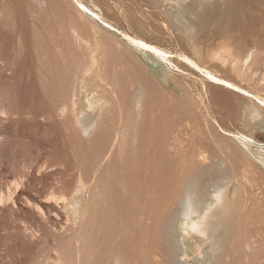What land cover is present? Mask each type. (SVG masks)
I'll return each mask as SVG.
<instances>
[{"label": "bare ground", "instance_id": "1", "mask_svg": "<svg viewBox=\"0 0 264 264\" xmlns=\"http://www.w3.org/2000/svg\"><path fill=\"white\" fill-rule=\"evenodd\" d=\"M82 1L84 0H52L51 4L58 12L62 9L68 21H74L78 18L88 19L81 5ZM173 1L179 3L177 8H180V12L188 15L187 17L182 14L189 21L181 31L192 41L195 51L194 64L198 70L204 69L209 75V80L214 82L212 87L214 86L215 90L212 91L211 87L209 91V108L214 105L215 110L228 122L229 119L238 122L245 120V128L253 131L260 141L262 138L264 140V129L262 132L258 130L261 123H264V118L258 120L261 112L254 106L256 101L242 94L244 87L238 88L236 83L233 84L223 77L224 73H227L246 83L245 79L250 80L255 71L254 67H264V0ZM36 2L41 8L48 5V0ZM136 2L130 0L131 5ZM166 2L169 0H144L147 5L145 13L170 15L171 10L165 13ZM13 9L15 10L14 7ZM136 10L138 11V7ZM152 19L150 20L153 21ZM65 20L60 30L67 44L69 41L71 44L65 46L67 49L63 48L59 41L55 45L58 51L56 65L60 72L56 83L53 84L60 87V95L58 93L55 102L52 100L55 103L54 112L48 110L43 113L49 125V128L46 126V131L56 128L57 116L67 123L66 127L68 124L71 126L74 136L79 139L89 141L96 136L99 140L96 149V141L93 142L95 152L90 154L91 158L86 157L90 158L89 163H83L81 169L79 168L78 180H75L73 185L66 180V162L60 161L57 167L52 161L39 166L37 176L58 169L59 172H54L62 174L60 185L46 198L34 196L26 191V188H23L24 180L20 178L19 181L0 183V215L12 209L23 212L24 221L32 230L35 229V232H30L26 227L27 239L41 236L47 231V227L52 230L54 237L67 239L54 250L53 255L43 260L40 257L34 264H264V231L261 228L264 225H259L257 229L252 226L255 223L257 208L264 207V196L261 195L263 191L257 194L258 192L254 191L256 189L248 190V186L254 187L256 183L244 175L243 155L233 150L231 145L227 144V148L221 144V139L233 140L236 133L232 131L230 136L223 137L224 133L219 129L221 126L209 118L210 111L207 106H202L205 101L200 103L203 109L200 108L199 113L196 111L199 115L196 121L192 120V117L179 116L178 108L174 107L172 99L161 98L155 81L143 68L129 67L133 77L124 80L126 77L120 72L119 65L109 62L106 59L108 54L105 56L98 50L100 47L97 48L95 43H91L92 40L79 32L76 27L78 23L66 24ZM72 44L80 50L78 54H73L75 50L71 48ZM50 64L52 66L53 62ZM52 68L51 70L55 67ZM10 71L11 68L9 75ZM91 76H94V79ZM90 89L96 90V96L87 101L86 109L87 104L82 105L81 97ZM231 94H237L240 98L235 100ZM3 96L0 95V123L6 124L7 121L13 120L19 111L9 107L8 98ZM6 100L8 101L5 103ZM192 125L194 130L204 131L201 138L195 136L197 138L193 139L190 134L193 131ZM43 132L42 137L45 130ZM83 143H80L81 147ZM72 144L73 147L76 146V143ZM150 147H153L152 151ZM36 168L38 170V167ZM104 168L107 172L98 175ZM62 170H65V174ZM136 171L141 173L138 177H134ZM12 188L15 189L13 193ZM260 223L264 224V219ZM192 240L194 244L191 243ZM61 242L62 240L58 243ZM125 242L127 244H123Z\"/></svg>", "mask_w": 264, "mask_h": 264}, {"label": "rangeland", "instance_id": "2", "mask_svg": "<svg viewBox=\"0 0 264 264\" xmlns=\"http://www.w3.org/2000/svg\"><path fill=\"white\" fill-rule=\"evenodd\" d=\"M51 1L52 0H48V5L46 6L47 8L46 7L41 8L40 6H38V3L36 2V0H16V1L15 0H0V36H2L0 37V40H1L0 41L1 42L0 44L1 46L0 47L1 48L0 49V67H1L0 68V95L2 96L4 95L3 97L8 98L9 101L6 100L5 103L8 101L7 104L9 105V107H13L14 109L17 108L19 111L18 112L19 114L17 115L18 118L17 116H15L13 120L11 119L7 121L6 124L0 123V130H1L0 131V179H1L0 183L2 182L7 183L12 180L19 181L18 178H20L21 180H24L23 188L24 189L26 188L25 189L26 191H28L30 194L34 196H39L41 198H46L52 191L56 189V187H58V185H60V176L62 174H58L59 169L57 168L58 170H54V171H58V172L48 171V173L47 172L45 174L42 173L41 175L37 176L38 175L37 173L40 170L39 166L42 165L44 162H48V161H52L53 163H56L55 167L58 166L57 164L60 161L66 162V164L68 165L67 169L69 170V172H67L68 170L66 169V174H65V170H62V173L65 174L67 178L66 180L71 185H73L76 182L75 180H78L81 166L87 162L89 163L91 155L95 152V149L97 147L96 143H98L97 141L99 140L96 136L92 140H89V141L88 140L83 141V139H79L78 137L74 136L75 134H74V131L71 130V126L68 124V127H66L67 123L63 122L62 119L57 116H55V118L58 120V121L56 120L57 122L56 128L54 130H49L48 132L46 131V126L47 128H49V125L48 123H46L48 122V120L46 119V115L44 116L43 113L48 110H51L54 112L53 105H55V103L53 102H55L56 98L60 95V87H58L57 84L56 86L55 84H53V83H56V79H58V75H59L58 72H60L59 68L57 67L58 51L55 48V45L58 41H59L58 43H60L63 46V48H66L68 47V44L69 45L71 44L70 41L67 44V40H65L61 32L62 30H60L62 28L60 26L64 24V20L67 18V17H64L65 12H63L62 9L59 10L58 12V9L53 7L54 5L51 4ZM107 1H108V4H107ZM133 1H137V2L136 4H132L133 5L132 6L130 4V0H87V1L84 0L82 1L81 5L84 11L86 12V15H87L86 17L88 19L78 18L74 21H68L67 20L68 18H67L65 20V23L70 22L74 25L78 23L77 24L78 26L76 25V27L78 28L79 32L82 33L90 41L92 40L91 43L93 44L95 43L94 45L97 46V48L100 47L98 48V50L102 51L105 56L108 54L106 56V59H108L109 62H115L119 65V69H121L120 72L123 73L124 78L126 77L124 80H127L133 77L128 70L129 67L136 66L139 69L140 68L141 69L143 68V70L145 69L147 74L155 81L157 85V89L159 88L157 91H158V94L162 96L161 98L166 97L167 99L169 98L172 99V102H174L173 103L174 107L178 108V110L177 109L176 110L179 113V116L183 118L192 117V120L196 121V118L199 117L197 113H199L200 108L203 109L202 106L205 107L206 105L210 111L209 118L212 121L215 120L214 122H216L217 124L221 126L219 129H221L220 131L224 133L223 137L224 136L227 137V135L230 136L232 134V131L233 133H236L234 134L235 136H233L234 137L233 140L221 139L223 141V142L221 141V144L222 145L224 144L223 146H227V148H228L227 144H229L233 147V150L243 155V166L244 167L242 166V169L245 172L244 175H246V177H248L249 179H251L253 182L256 183V184L254 183L255 184L254 187L251 185L248 186V190L253 191L254 189H256L254 191L256 193L258 192L257 194L263 191L261 195L264 196V140L262 138L261 139L262 142H261L260 139L257 138L256 134L252 133L253 131L251 130L249 131L248 128H245L246 127L245 120H240L239 122L241 123H239L238 121H232L231 119H229V122H230L229 123L228 120H224L222 118V115L217 110H215L214 105H212L213 106L212 108H209L208 106L209 91L214 82L209 80V77H208L209 75L205 72L204 69L199 68L198 70V68L194 64L195 58L193 57V55L195 51H193L194 49L192 46V41L186 35L182 33L183 31H181L182 29L184 30L186 26L188 25V21H189V19L187 18L188 15L185 14L182 10H181L182 12H180L179 10L180 8H177V5L179 4L177 1L175 2L173 0H169V2H166L165 13L171 10L172 12L170 11L171 12L170 15H168L169 13L168 14L166 13L167 15L163 13V14H158V15L156 14L157 16L145 13L146 12L145 10L147 9V5L144 3V0L142 1L133 0ZM113 5L116 6V8ZM12 6L15 8V10L13 9ZM134 6L135 8H133ZM16 7L18 8L16 9ZM127 7H130V8L128 9ZM137 7H138V11L136 10ZM167 9L168 11H166ZM177 10H179L178 13L180 12L181 15L177 13ZM42 13H45L46 15L45 14L43 15ZM140 14L142 16V19H141ZM145 14L148 18L145 16ZM182 14L187 15V17L183 16ZM145 19L147 20V22H145L146 21ZM150 19H152L155 24H153V21H151ZM55 21H57V23ZM44 22L45 23L47 22V23L45 24ZM162 23H164V25ZM147 24L148 26H146ZM49 29H52V30H49ZM167 29L169 31H167ZM172 29L174 30L172 31ZM53 33L55 36H53ZM88 35L90 37H88ZM55 37L57 40L53 39ZM186 43H188V45ZM72 46L71 48L75 50V52L73 51V54H78L80 50L76 47V45L72 44ZM52 49H54L55 51H53ZM48 50H49V53H48ZM112 50H114V53H116L115 55H113L114 53ZM6 52L7 54H5ZM41 56H43L44 58ZM46 57H48L47 59H50V60H47ZM115 58H118V60ZM2 60L4 63H2ZM49 61L51 63L53 62L52 66H50L51 64ZM40 64H42V66ZM130 64H133V65H130ZM121 66L123 69L121 68ZM52 67L53 68L55 67V68L53 69ZM10 68H11V71H10L11 75H9ZM51 68L53 70H51ZM263 69L264 67L262 66H258L256 68L254 67L255 71H253L254 73L252 77H250V80L252 81H250L249 79H245L246 83L244 80H240L232 75H228L227 73H224L223 75L224 78L231 81L233 84L236 83L235 85H237L238 88L244 87L243 88L244 92H242V94L256 101L254 102V106L259 108L261 112L258 116L259 119L257 118L258 120H261V118L262 119L264 118V88H263L264 86L261 87V85H264V81H263L264 79H262L264 78ZM53 72H56V73L53 75H50ZM93 77L94 76H91L92 79H94ZM206 77L208 80L206 79ZM258 78H260V80ZM10 84H13V85H10ZM50 84L52 87L53 86L54 87L52 88ZM251 85H254L253 87H255L256 89L253 88ZM212 88H213L212 91H214L215 90L214 86ZM234 88L235 90L237 89L236 87ZM203 89L206 92L208 91V93L206 94V92L203 91ZM259 89L261 90L259 91ZM159 91L162 93H160ZM231 95L233 98H235V100L238 99L239 97L237 96V94L236 95L231 94ZM94 96H96V90H93V89L87 90L81 97L82 105L84 106L87 104L85 108L88 107L89 100L93 99ZM41 100L43 101V103ZM204 101H205V104L203 105L201 104L202 106H200V103ZM48 102L51 105V107H49L50 105L48 104ZM216 108L218 109V107ZM27 110L29 111L26 112ZM87 112H90V111H87ZM246 114L250 115V113L248 112H246ZM22 118H24L25 120ZM247 118L249 119V116H247ZM18 119L21 121H19ZM58 122L60 124H58ZM107 122L110 124V119H108ZM263 122H264V119H263ZM261 125L258 128V130L262 132L263 131L262 129H264V123H261ZM232 126H235L236 128ZM192 127H193L192 130L194 132L191 130L192 133L190 132V134L192 135L193 139L200 137L202 132L204 133L203 130H201L202 132H200L199 130H194L193 125ZM43 130H45L44 137H42L43 135L42 133H44ZM69 130L71 131L73 136L71 135ZM93 142H95V149L93 146L94 145ZM154 142H156V139ZM154 142L152 143V145L154 144ZM236 142H238L239 144H237ZM72 143H76V146L79 145L77 146L78 149L76 148L75 145H74L75 147H73ZM80 143H83L82 147L80 146L81 145ZM87 143H89L90 145ZM152 148L150 147L151 151H152ZM81 149L82 150L84 149V150L82 151ZM226 150L229 151L230 149H226ZM145 151H146V147H145ZM84 152H85V155H83ZM75 154L80 155V156L77 157ZM79 157L82 159H79ZM86 157H90V158L87 159ZM79 160L80 162H78ZM36 167H38V170ZM105 172L107 171L104 168L103 170L98 172V175L104 174ZM143 173L144 172H142V174ZM135 174L137 176L134 175V177H138L139 174L141 173L136 171ZM13 188H12V193L15 192V189ZM259 207L256 210V215H255L256 218L254 221L256 224L254 223L252 225L253 229H257L259 225L261 226L264 225L260 223V221L264 219V207L263 206H259ZM23 218H24V213L17 209H12L9 212L7 213L4 212L0 215V264H17V263L18 264H34L36 260H39L41 258L43 260L47 256L53 255L54 250L57 249V247L59 248V245L60 244L62 245L64 241H67V239H61V238L59 239L56 236L54 237L52 230L48 229V227L46 228L47 231L45 230V233L41 235L42 238L39 235V236H36L34 239H30V238L27 239L26 237L27 231L25 230L26 227L29 228L28 230H30V232L34 231L35 229L32 227L34 229L32 230L30 225H28V223H26ZM256 219L258 223L256 222ZM261 228H263V231H264V227H261ZM45 237L46 239L44 240ZM47 238H49V240ZM56 238H58L59 240ZM61 240L62 242L58 243ZM47 241H49L50 244ZM53 241H55V243H53ZM192 241L193 242L191 241L189 242L194 244V240ZM123 244H127V242ZM47 246L49 248H47ZM149 246H150V243H149ZM191 256H194V255L191 254Z\"/></svg>", "mask_w": 264, "mask_h": 264}]
</instances>
